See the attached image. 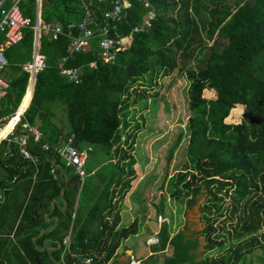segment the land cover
<instances>
[{
    "label": "trees",
    "instance_id": "16d2710c",
    "mask_svg": "<svg viewBox=\"0 0 264 264\" xmlns=\"http://www.w3.org/2000/svg\"><path fill=\"white\" fill-rule=\"evenodd\" d=\"M146 1L156 11L152 25L135 33L130 46L106 63L98 56V35L88 49L68 53L66 24L83 17L87 0H40L37 53L44 57V66L35 72L33 85L24 66L32 62L37 1L20 2L30 22L19 42L3 48L7 64L1 74L9 82L3 99L16 102L13 112L24 111L23 120L37 124L48 141L73 135L76 146L99 147L109 160L89 163L88 158L80 180L71 165L56 157L54 178L49 172L54 155L29 143L28 149L38 155L34 163L20 154L15 141L2 139L0 264H105L121 239L136 232V220L120 225L119 205L134 177L130 149L141 125L128 119L131 93L145 91L172 72L187 80L190 113L187 144L177 171L167 179L168 193L176 201L190 195V204L204 185L211 204L207 225L199 233L206 239L201 260L195 259L198 240L185 239L183 230L170 237L166 222H161L154 250L170 243L169 264H237L257 251L264 264V0ZM128 3L117 24L120 34H127L148 9L144 0ZM108 6L93 0L95 20ZM180 9L183 17L174 19L171 11ZM42 23L61 24L66 31L53 39ZM60 66L79 68L80 81L68 80ZM212 83L216 104L203 94ZM237 106L239 121H228ZM57 111L64 124L54 119ZM58 197L66 202L65 209L55 207L56 226L38 236L51 222L40 221L34 210ZM225 198L232 201L224 207ZM156 211L164 212L162 203ZM226 211L223 224L215 226ZM47 236L59 239L61 246L40 251Z\"/></svg>",
    "mask_w": 264,
    "mask_h": 264
},
{
    "label": "rangeland",
    "instance_id": "374dc122",
    "mask_svg": "<svg viewBox=\"0 0 264 264\" xmlns=\"http://www.w3.org/2000/svg\"><path fill=\"white\" fill-rule=\"evenodd\" d=\"M171 13L174 14V19L183 17L182 9L178 12L177 10L171 11ZM201 34L204 36L203 31ZM186 86L187 80L184 75L172 72L166 76H160L155 85L147 87L145 91H143V88L132 90V104L129 106L128 119H138L141 125L139 130L135 132L134 144L130 149V154L134 158L132 164L134 177L130 187L132 191L127 195L125 194L126 196L120 202L121 204L125 202L136 203L146 208L149 207L153 212L154 227H157L155 217L158 211H156V207L162 203L164 214L169 217L170 224L175 220V230L179 229V225L185 227V218L188 214L190 229L195 231L198 227L197 231L199 232L201 226L194 224L196 216H193L196 212L193 207L198 204L197 199L190 204L185 201V198L182 201L172 199L168 193L167 183V179L177 171L187 144V116L190 110L188 108ZM215 86L216 83H212L210 88L205 89L203 93L214 104H216ZM144 100H146V104L142 105ZM15 106L16 102H10L6 98L0 101V110L2 115L5 116L4 121L13 112ZM240 109L241 106L234 108L232 115L226 119L230 122L239 121ZM131 115L134 117L131 118ZM103 155L100 148L96 147L90 152L89 163L102 160L107 164L109 157ZM112 159L114 162L117 161V156ZM229 200L230 198L227 199V201ZM124 214V220L126 221L127 211H124ZM218 223L220 226L223 222L220 219ZM199 240L198 254H203L205 252V240L203 236L199 237ZM202 246L204 247L203 250H201ZM259 254L263 256V254ZM259 254L257 251L248 252L237 264H261L258 258ZM218 256L217 254L216 257Z\"/></svg>",
    "mask_w": 264,
    "mask_h": 264
},
{
    "label": "built area",
    "instance_id": "2783aa9c",
    "mask_svg": "<svg viewBox=\"0 0 264 264\" xmlns=\"http://www.w3.org/2000/svg\"><path fill=\"white\" fill-rule=\"evenodd\" d=\"M23 0H0V34L3 35L5 44H15L23 37V28L29 24L30 18L23 15L20 9V2ZM99 2H109V6L102 10L101 18L97 21L94 18L92 3L93 0H87L84 5V15L80 20L69 21L66 24L67 34L69 35L68 53L73 54L78 51L86 50L90 47L89 39L99 36V58L106 63H113L116 59L117 52L130 46L135 33L144 32L152 25V20L156 16L155 9L144 0V5L148 7L146 14L140 22L134 24L127 34L116 32L117 24L121 22L125 15V9L129 5L128 0H98ZM35 31L38 32L39 22L34 25ZM41 28L49 32L53 39L64 34L61 24L42 23ZM111 31H114L111 34ZM75 32V33H74ZM7 64V59L3 52V45L0 44V100L3 99L9 88V83L1 76V69ZM91 67L96 66L95 61L89 63ZM44 66V57L37 55L31 63H27L24 68L30 73H34ZM60 73L67 77L68 80L78 83L80 81V70L77 67L60 66ZM23 112L13 125L9 133L2 139L13 140L18 144L19 152L23 157L32 162H36L38 155L28 149L29 143L39 145L42 151L54 155L49 172L54 178L57 177L58 163H55L56 157L63 159L71 165L73 171L83 180L86 175V163L89 158L92 146L80 148L74 144L73 135H69L60 142H50L46 139L43 131L35 123H29L23 120ZM5 117H0V128L5 124ZM61 167V166H60ZM168 219L162 215L157 216V221L163 222ZM148 244H157L159 236L157 233L146 239ZM128 264H139L136 259H130Z\"/></svg>",
    "mask_w": 264,
    "mask_h": 264
},
{
    "label": "crops",
    "instance_id": "0c3cea01",
    "mask_svg": "<svg viewBox=\"0 0 264 264\" xmlns=\"http://www.w3.org/2000/svg\"><path fill=\"white\" fill-rule=\"evenodd\" d=\"M36 9H37V5H36ZM0 36L2 38L1 41H0V44L3 45V48L7 47L9 44H5L4 43L2 34H0ZM93 41H94V37L89 39L90 45L92 44ZM1 76L3 77L2 74H1ZM28 83H29V81H28ZM27 86H28V84H27ZM8 90H9V88H8ZM20 106H19V108H20ZM12 113H14V112H12ZM15 113L12 114V115L10 114L9 115L10 116L9 119L13 115H15ZM60 113H61V111H57L56 112V117L54 119L59 124H64L63 117L62 118L61 117H57V115H59ZM0 117H5V116L3 115V116H0ZM9 119H8V121H9ZM5 124H3V125H5ZM93 150L94 149L92 148L91 152ZM89 157H90V155H89ZM74 185H75V183H74ZM131 191H132V189H130L126 193V195L129 194ZM119 205H121L120 225L126 226L130 222H132L133 220H136L137 221V229H136L135 233H132L129 236H127L126 238L121 239L118 247L116 248V250L114 252V255L105 264H128L130 259L138 260L139 264H169L166 261V259L172 255V252H173L172 245L170 243H167L165 248L160 249V250H154V247L157 246V244H148L146 242V239L148 237L152 236L155 233H157L159 235L158 232H159V230L161 228L162 223H164V222H166L167 225H168V228H169V231H170V237L173 236L177 232V230H175V228H174L175 227L174 226L175 220L173 221L172 224H170L171 221H170L169 217L164 214V212L163 213L162 212H156L155 222L157 224V227H154L153 212H152L151 209H149V207L146 208V207L138 205L136 203L132 204V203H126V202L124 204L120 203ZM127 205H128V207H126ZM55 207L59 208L62 211L66 207V202L61 197L52 198L49 203L44 204V205L40 206L38 209L34 210L35 213L38 212L37 213L38 216L40 215V217H41L40 221H44L45 220L47 222H51L49 227L41 228L38 236L43 234L45 231L50 230V229H52V228H54L56 226V224L58 222V216L53 213V210H54ZM124 211H127V218H125L126 221L124 220V215H125ZM158 215H162L165 218H167L168 220L167 221H163L162 223L161 222L159 223L157 221V216ZM184 225H185V227H183V225H181V226L179 225V227H178L179 229L178 230H183L184 231L185 239H197L198 240V244H199V241H200L199 237H201V236H198L196 238V235H194V237H190L188 235V233L192 232V230L190 229L191 227H189L188 214H186V221H185ZM195 225H198L196 223V221H195ZM197 229H198V227H197ZM69 237H70V234H67L64 237V242L66 244L69 241ZM32 239H35V236L32 237ZM60 246H61V242H60L59 239L47 236V237H45L42 240V243L38 247V249L40 251H43L44 249L47 250V251H51L53 249L59 248ZM197 247L194 250L195 255H196L195 259L196 260H201L205 256L204 255L205 252H203V254H201V253L198 254ZM203 248L204 247L202 246L201 250H203Z\"/></svg>",
    "mask_w": 264,
    "mask_h": 264
},
{
    "label": "flooded vegetation",
    "instance_id": "af4514ba",
    "mask_svg": "<svg viewBox=\"0 0 264 264\" xmlns=\"http://www.w3.org/2000/svg\"><path fill=\"white\" fill-rule=\"evenodd\" d=\"M198 194H200L198 197H197V202H199L200 201V203L198 204V210H199V213H200V215H199V219H200V222H201V224H200V226H201V230L200 231H202L205 227H206V225H207V218H208V216H209V213H208V206L211 204V200H209V193H208V189L203 185L202 187H201V189H200V192L198 193ZM190 197V195L189 196H187L186 198H185V201H186V199H188ZM227 199L228 198H225L224 199V207L230 202V201H232V199L231 200H229V201H227ZM229 213H228V211H226V212H224L223 213V215L222 216H220V217H218L217 218V220H216V222L214 223L215 224V226H219L218 224V222H219V220L221 219L222 220V222H223V219L226 217V215H228ZM185 220H186V218H185ZM194 224H195V222H194ZM223 224V223H222ZM222 224H220V226L222 225ZM187 227V226H186ZM196 231H197V229H195V231H192V232H190V233H188V235L190 236V237H193L194 235H196ZM200 231L198 232L197 231V235H196V238L198 237V236H200V235H202V234H199L200 233ZM193 232H195L194 234H193ZM203 236V238H204V240H205V245H206V239H205V237H204V235H202Z\"/></svg>",
    "mask_w": 264,
    "mask_h": 264
},
{
    "label": "water",
    "instance_id": "95a60500",
    "mask_svg": "<svg viewBox=\"0 0 264 264\" xmlns=\"http://www.w3.org/2000/svg\"><path fill=\"white\" fill-rule=\"evenodd\" d=\"M37 1V9H36V18H35V25L38 24L39 22V10H40V0H36ZM37 36H38V32L35 31V38H34V45H33V51H32V60L35 58V56L37 55V50H38V41H37ZM34 73L30 74V78H29V83H31V85H33V81H34ZM13 113H11L12 115ZM200 203V201L198 202V204ZM198 204L196 206L193 207V209L196 211L193 215L196 216V223L198 225L201 224L200 219H199V210H198ZM202 237V236H201Z\"/></svg>",
    "mask_w": 264,
    "mask_h": 264
},
{
    "label": "bare ground",
    "instance_id": "6f19581e",
    "mask_svg": "<svg viewBox=\"0 0 264 264\" xmlns=\"http://www.w3.org/2000/svg\"><path fill=\"white\" fill-rule=\"evenodd\" d=\"M22 112H19V110L15 113V115H13L9 121L3 125L1 128H0V138L4 137L7 133H9V131L11 130V128L13 127V125L16 123V121L18 120L20 114ZM16 116L18 118H16Z\"/></svg>",
    "mask_w": 264,
    "mask_h": 264
}]
</instances>
